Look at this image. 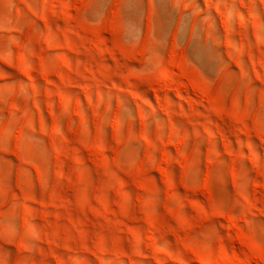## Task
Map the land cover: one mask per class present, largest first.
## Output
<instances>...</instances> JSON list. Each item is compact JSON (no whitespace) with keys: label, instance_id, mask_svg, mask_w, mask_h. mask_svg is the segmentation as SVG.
Segmentation results:
<instances>
[{"label":"rangeland","instance_id":"1","mask_svg":"<svg viewBox=\"0 0 264 264\" xmlns=\"http://www.w3.org/2000/svg\"><path fill=\"white\" fill-rule=\"evenodd\" d=\"M235 263L264 264V0H0V264Z\"/></svg>","mask_w":264,"mask_h":264},{"label":"bare ground","instance_id":"2","mask_svg":"<svg viewBox=\"0 0 264 264\" xmlns=\"http://www.w3.org/2000/svg\"><path fill=\"white\" fill-rule=\"evenodd\" d=\"M23 76H24V77H27V76H25V75H23ZM27 78H28V77H27ZM27 78H26V79H27ZM28 79H29V78H28ZM28 79H27V80H28ZM235 264H238V263H235Z\"/></svg>","mask_w":264,"mask_h":264}]
</instances>
